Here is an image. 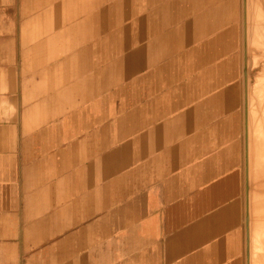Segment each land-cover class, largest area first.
Instances as JSON below:
<instances>
[{
    "label": "crops",
    "instance_id": "1",
    "mask_svg": "<svg viewBox=\"0 0 264 264\" xmlns=\"http://www.w3.org/2000/svg\"><path fill=\"white\" fill-rule=\"evenodd\" d=\"M245 38L243 0H0V264H247Z\"/></svg>",
    "mask_w": 264,
    "mask_h": 264
},
{
    "label": "bare ground",
    "instance_id": "2",
    "mask_svg": "<svg viewBox=\"0 0 264 264\" xmlns=\"http://www.w3.org/2000/svg\"><path fill=\"white\" fill-rule=\"evenodd\" d=\"M244 1H246V0H244ZM248 2H250V3L247 4ZM248 2L246 3V7L244 6V15H245V33H246V36L248 33L249 39H248V37H246L245 39L247 42L252 43V44L249 43V45H251V46L253 45L255 48L254 49L255 55L252 56V59L254 56H255V58L252 60V62L255 60V62H253V66H256V65L258 66V72H257L256 76L254 75L256 77L255 78L256 79L255 80L256 85L255 86L252 85V86L255 87L254 90L256 91V94H255V92L253 94L255 96L257 95V97H256L257 101L256 100L255 101L258 103L259 107H257V108H258V111H259L261 117L257 119V115H259V113L254 114V112L252 113V111H251V114L256 115L253 117H256V119H257L255 121V125H254L256 138L258 141L257 144L259 147L258 148L259 153L257 155H259V156L261 155L260 159L262 160L263 159L262 156L264 153V0H248ZM252 3H253V5H252ZM247 5H249V6H247ZM252 18L254 21H252ZM241 21H242V19H241ZM247 50H248V47H247ZM250 50H252V49H250ZM249 53H252V52H249ZM251 55L252 54H250L249 56H251ZM254 63L256 65H254ZM252 102H249V104ZM253 106L254 105L252 104V106H250V107L252 108ZM250 116H252V115H250ZM260 159H259V161H260ZM261 162H263V160L260 161V164H261ZM259 201H260V199L257 197L256 203H259ZM259 210H260V208L258 207V211ZM254 231H255L254 235L257 237V239H256L257 243L255 245V249H256V252H258V253L256 255H254L253 263L254 264H264V218H261V217L259 218V216H258L257 225H256Z\"/></svg>",
    "mask_w": 264,
    "mask_h": 264
},
{
    "label": "rangeland",
    "instance_id": "3",
    "mask_svg": "<svg viewBox=\"0 0 264 264\" xmlns=\"http://www.w3.org/2000/svg\"><path fill=\"white\" fill-rule=\"evenodd\" d=\"M248 2V0H246ZM246 1L243 0L244 2V6L246 7ZM250 2H248L247 4H249ZM253 5V3H252ZM249 6V5H247ZM252 21L253 18H252ZM253 23V22H252ZM250 31V30H249ZM248 33H247V36ZM247 39V40H248ZM250 42L246 41V45L248 47V53L252 54L251 55V59L252 56L255 55V48L254 46L252 47L251 45H249ZM252 44V43H250ZM249 45V46H248ZM252 49V50H250ZM255 58V56L253 57V59ZM252 59V60H253ZM255 62V60L253 61ZM252 62V63H253ZM254 65H256L254 63ZM254 67V66H253ZM255 68H257V70H255L256 72H254V75L256 76L257 72H258V66L256 65ZM256 78V77H255ZM256 80V79H255ZM255 85H256V81H255ZM254 85V86H255ZM255 89V87H254ZM251 100L249 102L252 106V104L254 105L252 108L250 107V116L249 115V119H248V138H249V142H250V146H249V155H248V170H247V174H246V229H245V249H246V262L247 264H254V255H256L258 252H256L255 249V245L257 243V237L254 235L255 231V227L257 225V221H258V216L259 218H264V153L262 156V160L260 159V156L257 155L259 153L258 150V141L256 138V133H255V121L260 118V113L258 111V103L251 97ZM254 112L255 113H259V115H257V119L256 116L254 114H251ZM260 159V161H259ZM259 198L260 201L259 203H256V198ZM258 207L260 208V210L258 211ZM258 215V216H257Z\"/></svg>",
    "mask_w": 264,
    "mask_h": 264
}]
</instances>
